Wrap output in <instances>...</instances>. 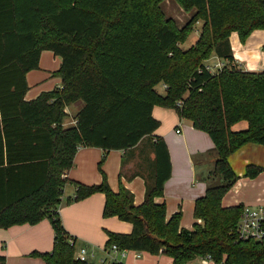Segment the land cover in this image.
<instances>
[{
    "label": "trees",
    "instance_id": "trees-1",
    "mask_svg": "<svg viewBox=\"0 0 264 264\" xmlns=\"http://www.w3.org/2000/svg\"><path fill=\"white\" fill-rule=\"evenodd\" d=\"M164 1L0 0V228L48 219L52 248L31 253L45 264H93L75 257L76 239L59 214L63 175L82 146L104 151L102 181L77 183L68 201L102 192V215L132 225L129 233L107 232L106 249L165 253L174 264L206 256L215 264H264V236L235 237L243 206L221 204L238 179L228 156L248 142L264 145V69H242L228 44L233 32L244 42L264 30V0H174L191 14L181 26L163 13ZM200 21L197 39L182 48ZM43 50L61 59L53 72L61 86L26 100V75L39 68ZM213 55L224 64L210 70ZM76 102L75 123L65 126L66 107ZM155 105L175 109L214 145L209 176L222 181L195 199L191 229L180 226V211L166 218L164 202H155L171 173L166 143L153 134ZM240 122L245 127L233 129ZM143 137L151 139L154 173L135 205L122 185L109 187L101 165L107 151H127ZM262 169L248 164L244 176Z\"/></svg>",
    "mask_w": 264,
    "mask_h": 264
},
{
    "label": "crops",
    "instance_id": "crops-1",
    "mask_svg": "<svg viewBox=\"0 0 264 264\" xmlns=\"http://www.w3.org/2000/svg\"><path fill=\"white\" fill-rule=\"evenodd\" d=\"M228 44L235 62L242 69L248 71L264 69L263 29L253 30L245 42H240L237 34L233 32L228 38ZM43 53L44 51L40 55L39 65H41ZM210 60L213 64L219 61L215 55ZM58 68H44V73L32 76L33 81L29 77L31 73L29 71L26 75L29 89L32 84H38L44 80L53 79V81L39 86L32 92V97H28L26 93L25 99H33L42 91L60 87V77L53 74ZM161 89L163 90V84ZM80 106L81 102H76L66 107L68 115L64 119L65 126L75 123L74 114ZM152 116L159 121V126L153 134L162 137L165 141L171 164V173L164 183L163 196L156 197L155 202H164L166 218L178 211L182 216V209L186 212L192 210L193 214L195 199L205 193L209 184L222 181L220 177L209 176L216 159L212 140L207 133L194 128L190 120L180 118L173 108L155 105L152 108ZM244 127L245 122L243 124L240 122L235 124L233 129ZM176 129H179V133ZM103 154L104 151L99 147H78L72 167L63 175L67 181L63 187L59 205L63 227L75 237L76 242L80 240L86 245L84 247L90 250L89 256H96L93 264L109 259L105 248L107 232L129 233L132 229V225L130 229V226L123 224L125 221L116 216L102 215L105 202V195L102 192H94L82 199L68 201L69 198L74 197L77 183L94 185L102 181L103 174L98 168V163ZM153 157L149 137H143L127 151H107L101 168L109 187L116 191L119 185H122L131 192L133 203L140 204L144 199L146 183L153 179ZM228 161L238 175V179L224 194L221 204L226 207L238 204L251 207L264 204V145L248 142L230 154ZM248 164H255L263 169L255 177H246L244 171ZM195 221L193 216L191 227L186 229H191ZM197 222L200 220L197 219ZM105 230L106 233H104ZM52 243L53 230L48 219H42L33 225L22 224L0 228V255L5 257L4 264H45L42 258L31 253L50 251ZM129 251L131 250H126L123 257L116 255V259L125 263L124 259ZM134 252L132 259H139L142 251ZM203 262L213 261L203 260Z\"/></svg>",
    "mask_w": 264,
    "mask_h": 264
},
{
    "label": "rangeland",
    "instance_id": "rangeland-1",
    "mask_svg": "<svg viewBox=\"0 0 264 264\" xmlns=\"http://www.w3.org/2000/svg\"><path fill=\"white\" fill-rule=\"evenodd\" d=\"M161 8L163 10V13L167 17H172L175 20V22L178 25H180V26L182 24H184L186 22V20L191 15L190 13H186V12L182 11L180 9V7L178 6V4L174 0H165L161 4ZM200 26H201V21L197 22L194 25L193 30L190 32V34L188 35L186 40L181 44L182 48H187V47L191 46L195 42V40L198 37ZM43 51H44V53L42 55L41 65H39V68L31 70V73L29 74V77L31 78L32 81L34 80V78H32V76L34 74H42V73H44V68H46V67L47 68H51V67H59L60 66V57L59 56H55L49 50H43ZM207 63H209L210 65L213 64L210 59L207 60ZM52 81H53V79H51V81L44 80V81H42V82H40L38 84H32L30 86L31 88L27 91V96L28 97H32L31 96L32 92L36 91L39 86H44L47 83L52 82ZM30 83H32V82H30ZM157 89L159 91H162L161 84L157 86ZM34 97H36V96H34ZM243 123L244 122H241V124H243ZM145 140H147V139L145 138ZM168 217L169 216H167V218ZM192 222H193L192 210H189V211L186 212L185 209H182V216H181V219H180L181 226L185 227V228H189V227H191ZM123 224H127L128 226H130V229H131L130 222L125 221V222H123ZM104 233H106V230L104 231ZM84 246H86V245L83 244L82 242H80V240H78L75 243V255H77L79 249L81 247H84ZM88 252L90 253L89 249H88ZM134 253H135L134 251H129L127 253L126 258L124 259L125 264H174L172 258L169 255L165 254V253L152 254V253H149V252H146V251H142V252H140L141 257L139 259H137V260H133L132 259V255ZM95 260H96V256H93V257L92 256H88V258H87V261L91 262V263L94 262ZM184 264H215V263L214 262L205 263V262H203V259L201 257H196L195 259H192V260H190V261H188V262H186Z\"/></svg>",
    "mask_w": 264,
    "mask_h": 264
},
{
    "label": "built area",
    "instance_id": "built-area-1",
    "mask_svg": "<svg viewBox=\"0 0 264 264\" xmlns=\"http://www.w3.org/2000/svg\"><path fill=\"white\" fill-rule=\"evenodd\" d=\"M223 64V61L219 60L218 62L207 67H209L210 70H213L222 67ZM176 132L179 133V129H176ZM234 234L238 240H261L264 236V204L252 207L243 206L239 220L235 225ZM106 252L109 258L108 260L103 261L106 264H111L113 261H118V259H116V255L123 257L126 254V250L118 249L114 244H112L109 249H106ZM89 255L90 253L88 252V249L86 247H81L75 257L79 260L87 261ZM203 260L206 261L211 259L210 256H206L203 257Z\"/></svg>",
    "mask_w": 264,
    "mask_h": 264
}]
</instances>
